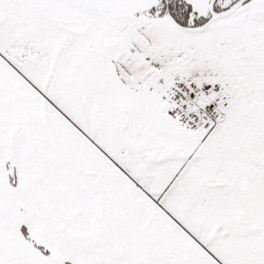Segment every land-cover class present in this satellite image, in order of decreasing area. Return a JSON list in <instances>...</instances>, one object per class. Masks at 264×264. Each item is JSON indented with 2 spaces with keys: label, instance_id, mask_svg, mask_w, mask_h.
I'll return each mask as SVG.
<instances>
[{
  "label": "snow or ice",
  "instance_id": "snow-or-ice-1",
  "mask_svg": "<svg viewBox=\"0 0 264 264\" xmlns=\"http://www.w3.org/2000/svg\"><path fill=\"white\" fill-rule=\"evenodd\" d=\"M0 264H264V0H0Z\"/></svg>",
  "mask_w": 264,
  "mask_h": 264
}]
</instances>
